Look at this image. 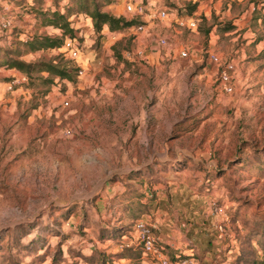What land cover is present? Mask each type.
Returning <instances> with one entry per match:
<instances>
[{"label": "rangeland", "instance_id": "374dc122", "mask_svg": "<svg viewBox=\"0 0 264 264\" xmlns=\"http://www.w3.org/2000/svg\"><path fill=\"white\" fill-rule=\"evenodd\" d=\"M149 1L168 16L123 0H0V264H141L120 241L134 244L133 223L154 220L156 199L200 262L264 258V1ZM94 3L133 23L97 30L81 12ZM54 10L73 11L77 59L21 44L69 36L47 22ZM211 49L235 62L231 93ZM5 56L77 71L27 74Z\"/></svg>", "mask_w": 264, "mask_h": 264}, {"label": "built area", "instance_id": "2783aa9c", "mask_svg": "<svg viewBox=\"0 0 264 264\" xmlns=\"http://www.w3.org/2000/svg\"><path fill=\"white\" fill-rule=\"evenodd\" d=\"M123 3L125 11L135 12L141 16L147 15L151 19L155 17L165 18L168 16V8L156 5L154 2L149 0L147 3H143L142 0H123ZM87 16L90 18L89 15ZM187 21V25L189 27H194L196 25V20L192 17H189ZM8 23L9 20H6L2 22V25L6 26ZM132 27H135L136 30H142L144 23L140 22L135 26L132 25ZM161 41L165 43V39L162 38ZM62 47L71 58L77 59L79 57V43L75 37H65ZM138 53H141V50H138ZM181 54L186 55L187 51L182 49ZM208 57L214 64H216V67L218 68V81L221 88L227 93L233 92V77L236 70L234 60L231 58L223 59L222 56L214 49L208 50ZM82 72L83 68H78V73L81 74ZM12 82L15 81L13 80ZM12 82L7 85L9 89L12 87ZM215 210L219 211L220 207L215 206ZM224 223L225 220L223 219L216 225L218 229L217 237H221L223 235ZM132 230L135 238L134 244L129 242L127 238H123L120 241V245L125 247L139 248L141 255L148 259L150 264H206L200 262L193 251L187 254H182L177 251L169 252L168 245L156 232L157 224L155 221L137 218L133 223ZM221 263L222 262L216 264Z\"/></svg>", "mask_w": 264, "mask_h": 264}, {"label": "trees", "instance_id": "16d2710c", "mask_svg": "<svg viewBox=\"0 0 264 264\" xmlns=\"http://www.w3.org/2000/svg\"><path fill=\"white\" fill-rule=\"evenodd\" d=\"M255 3L264 0H253ZM75 11V10H74ZM81 12L87 13L93 20V25L97 30L102 28L103 24H108L110 29H118L122 28L126 25H130L133 23V20H126L123 16H115L114 14L109 13L108 11L101 10L98 3H94L91 8L88 6H82ZM73 11L68 14H64L59 10H54L51 14L46 18L47 22L55 27H59L63 34L69 35L70 37H75L73 34L72 23L70 19V15ZM70 16V17H69ZM264 20V15H263ZM64 36V37H65ZM67 37V36H66ZM65 38H59L57 36H49V35H33L32 37L22 41L21 44L25 46L30 51H35L37 49L45 48V47H61L63 45ZM4 64H11L17 69L23 71L24 73L29 74L32 69L36 66H46L47 70L51 73L58 75L61 79L66 78L70 81L74 79L73 73L77 71L76 67L66 68L64 65L59 63H54L52 59L50 60H36V61H24L19 60L17 58H13L11 56H5L3 62ZM141 258V251L138 248ZM228 264L222 262L221 264ZM152 264V263H151ZM259 264H264V258L259 261Z\"/></svg>", "mask_w": 264, "mask_h": 264}, {"label": "crops", "instance_id": "0c3cea01", "mask_svg": "<svg viewBox=\"0 0 264 264\" xmlns=\"http://www.w3.org/2000/svg\"><path fill=\"white\" fill-rule=\"evenodd\" d=\"M144 130L145 127H143V131L140 133H137L139 136V140H142L144 137ZM131 135V133H130ZM160 183H155L154 188L159 192ZM160 201L158 199L154 200V206L157 208L156 211L154 212L155 217L154 220L160 230V237L161 239L168 245V251L169 252H180L182 254H187L191 253L193 248H187L186 243L188 240V235L186 233L187 229H185V232L183 233L180 227L177 226L176 222H171L170 220L165 221L167 218L168 211L166 210L165 212L161 209L158 210ZM169 219V217H168ZM165 221V222H164ZM190 240V239H189ZM192 242V240H190ZM197 250V249H196ZM191 251V252H190ZM141 264H150L148 262V259H146L143 255H141Z\"/></svg>", "mask_w": 264, "mask_h": 264}]
</instances>
